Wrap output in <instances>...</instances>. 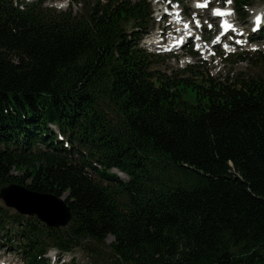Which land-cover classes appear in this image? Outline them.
<instances>
[{"label":"trees","instance_id":"trees-1","mask_svg":"<svg viewBox=\"0 0 264 264\" xmlns=\"http://www.w3.org/2000/svg\"><path fill=\"white\" fill-rule=\"evenodd\" d=\"M69 2L0 0V189L72 212L50 229L0 201L10 247L51 264L112 236V264H264V55L258 76L170 77L142 46L152 0Z\"/></svg>","mask_w":264,"mask_h":264},{"label":"rangeland","instance_id":"rangeland-1","mask_svg":"<svg viewBox=\"0 0 264 264\" xmlns=\"http://www.w3.org/2000/svg\"><path fill=\"white\" fill-rule=\"evenodd\" d=\"M17 1L29 3L35 0ZM201 2H206L209 7L200 8ZM252 2L250 7L238 9L234 0H181L179 6L172 5L171 0H152L153 21L147 28L148 35L142 40V46L146 49L147 43L143 41L147 40L149 42L155 35L164 40L159 44L162 48L157 47L160 51L156 50L154 54L158 56L156 62L158 70L170 77L182 76L185 78L193 76L191 71L216 80L232 79L237 76L261 75L263 67L256 59H258L260 53L264 55V40L250 42V38L261 27V24L257 23L256 20L261 14H264V12L261 13L264 10V0H252ZM69 3V0H46L47 6L54 7L59 11L69 8ZM217 7L225 9L228 13L227 19L233 20V29L228 31L227 35L234 34L235 27L242 29L237 32H244L243 45L238 47L234 56L230 58H226L227 55L223 54L224 41H227L228 38L224 37L219 41L223 32L220 27L223 18H214L212 9ZM82 8L81 5L73 6L74 12H82ZM176 19L180 21L183 19L182 25L188 26V30L183 31L181 35L171 30L164 33L165 26ZM262 22L264 23V21ZM171 26L172 29L180 27L177 23ZM149 32L152 34H149ZM189 33L193 35V38L190 42H187L190 37ZM179 39L183 41V44L171 50L174 42ZM245 39L249 42L246 43ZM201 46L204 48L202 49ZM190 48L197 54L193 55ZM153 49L155 50V48ZM244 58L246 60L239 61ZM187 69H190V71L184 72ZM121 177L126 179L125 175H121ZM64 196L67 198V194ZM10 210L16 213L15 210ZM113 240L112 236H109L104 245L91 241L82 242L75 246L72 251L63 254H60L56 248L51 249L48 253L50 263L112 264L114 259L109 244ZM9 243L11 242L6 239L3 231H1L0 264H30L28 260L22 257L21 253L15 250V247H10ZM15 245H18V242H15ZM59 257L61 258L60 261H58Z\"/></svg>","mask_w":264,"mask_h":264},{"label":"water","instance_id":"water-1","mask_svg":"<svg viewBox=\"0 0 264 264\" xmlns=\"http://www.w3.org/2000/svg\"><path fill=\"white\" fill-rule=\"evenodd\" d=\"M0 201L16 213L36 217L50 229L68 227L72 212L65 196L32 190L19 183H11L0 189Z\"/></svg>","mask_w":264,"mask_h":264},{"label":"bare ground","instance_id":"bare-ground-1","mask_svg":"<svg viewBox=\"0 0 264 264\" xmlns=\"http://www.w3.org/2000/svg\"><path fill=\"white\" fill-rule=\"evenodd\" d=\"M263 12H264V10H263L261 13H263ZM261 16H264V14H261ZM227 17H228V16H227ZM214 18H217V17H214ZM174 19H175V18H174ZM225 19H226V18H225ZM182 21H183V19H182L181 21L178 20V19L172 21L169 25H166V26H165L164 33H167L168 30H171V31H174V33H176V34H180V35H181L183 31L188 30V26H187V27H186V26H183V25H182ZM232 21H233V20L228 19V22H229V23H231ZM175 23H177L178 25H180V27H176L175 29H172V26H171V25H173V24H175ZM220 27H221V31H223V32H222V34H221V36H220L219 41H220L221 39H223V38L227 35V33H228V30H227V31L224 30L222 25H221ZM189 34H190V37L187 39V42H190V41H191V38H193V35H192L191 33H189ZM181 41H182L181 39H179L178 41H175V42H174V46H173V48H176V46H178V45L180 44ZM219 41L217 40V42H219ZM122 176H124V175H122Z\"/></svg>","mask_w":264,"mask_h":264}]
</instances>
